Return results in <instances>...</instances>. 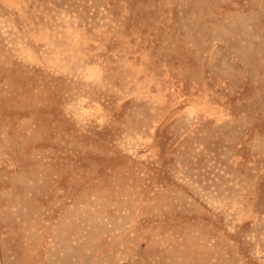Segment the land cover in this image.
Returning a JSON list of instances; mask_svg holds the SVG:
<instances>
[{"label": "rangeland", "instance_id": "1", "mask_svg": "<svg viewBox=\"0 0 264 264\" xmlns=\"http://www.w3.org/2000/svg\"><path fill=\"white\" fill-rule=\"evenodd\" d=\"M0 264H264V0H0Z\"/></svg>", "mask_w": 264, "mask_h": 264}]
</instances>
